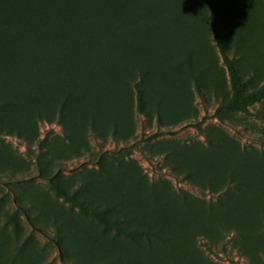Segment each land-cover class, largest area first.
Returning a JSON list of instances; mask_svg holds the SVG:
<instances>
[{
    "label": "rangeland",
    "instance_id": "rangeland-1",
    "mask_svg": "<svg viewBox=\"0 0 264 264\" xmlns=\"http://www.w3.org/2000/svg\"><path fill=\"white\" fill-rule=\"evenodd\" d=\"M92 3L0 0V264H264V98L231 105L215 41L261 87L264 0Z\"/></svg>",
    "mask_w": 264,
    "mask_h": 264
},
{
    "label": "trees",
    "instance_id": "trees-1",
    "mask_svg": "<svg viewBox=\"0 0 264 264\" xmlns=\"http://www.w3.org/2000/svg\"><path fill=\"white\" fill-rule=\"evenodd\" d=\"M93 1L96 3L97 1L101 2L103 0H78V6L76 8L79 9L81 12H89V13L93 12L96 9L94 7V3H92ZM68 10L69 11L65 12L66 16L64 17V21L61 22L59 26L60 29H65V30H59V33L55 35V44L57 45V47H59V53H57V55H59L60 57L59 60H62L63 63H65V61L69 59L68 58L69 57L68 45H67V42H65V41H69V38H66V34H64L63 32H67L66 31L67 29L71 31H78L79 26L82 24L79 21L77 22L75 21L76 23H74V20L78 19L75 13H79L75 9V6ZM71 12H73L74 14H71ZM81 26H84V25H81ZM215 41H216L218 51L221 55L223 65L225 66L227 70V73L230 79L231 88L233 90L234 100L231 105L239 109L243 107V105H246L252 102H257L263 99L264 98V84L255 91L244 93V84L239 79V76H238L233 60L228 57L225 51V48L222 42L220 41V39L216 37ZM31 51L34 53L36 52L34 50H31ZM102 59L106 60L104 56ZM12 66H14V64ZM36 74H37V70L35 69V67L30 65L29 63L28 65H25V76L27 78H25L24 80L27 84L22 83L20 86V89L22 87V91L19 90L20 94L17 96L19 103L16 102L17 105H20L22 107H30L29 99L33 98V94L35 92L34 86L37 83L35 79ZM62 88L65 90L67 95L71 93L69 86L62 87ZM135 89H136L137 109L139 111H142L144 108L143 94H142L141 89L138 86ZM88 90H89L88 95L92 96L94 93V87L88 86V89L87 88L85 89V96ZM33 100L35 99L33 98ZM59 193L65 199L69 200L72 204L77 206V208L82 214L90 216L92 219L102 224L105 228L115 230L117 233L122 234L123 236H126V237H132L133 234L136 233L135 231L130 232L126 228H123L122 226L118 224V220L112 219L111 217L107 216L106 209H103V210L98 209L96 207L89 205L88 203L82 200H79L78 198L75 199L71 196H68L65 192H63V190L61 191L59 190Z\"/></svg>",
    "mask_w": 264,
    "mask_h": 264
}]
</instances>
